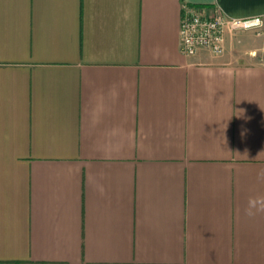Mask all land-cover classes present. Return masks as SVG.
<instances>
[{
    "label": "crops",
    "instance_id": "obj_1",
    "mask_svg": "<svg viewBox=\"0 0 264 264\" xmlns=\"http://www.w3.org/2000/svg\"><path fill=\"white\" fill-rule=\"evenodd\" d=\"M184 4L0 0V264H264V33L182 53ZM264 31V28H263Z\"/></svg>",
    "mask_w": 264,
    "mask_h": 264
},
{
    "label": "built area",
    "instance_id": "obj_2",
    "mask_svg": "<svg viewBox=\"0 0 264 264\" xmlns=\"http://www.w3.org/2000/svg\"><path fill=\"white\" fill-rule=\"evenodd\" d=\"M264 19L231 18L219 5L204 8L184 4L180 22V47L183 54L195 56L201 50L221 55L225 50V41L229 33L254 30L263 34Z\"/></svg>",
    "mask_w": 264,
    "mask_h": 264
},
{
    "label": "clouds",
    "instance_id": "obj_3",
    "mask_svg": "<svg viewBox=\"0 0 264 264\" xmlns=\"http://www.w3.org/2000/svg\"><path fill=\"white\" fill-rule=\"evenodd\" d=\"M258 180H264V169L257 173ZM264 214V194L249 196L243 208V215L248 219Z\"/></svg>",
    "mask_w": 264,
    "mask_h": 264
},
{
    "label": "rangeland",
    "instance_id": "obj_4",
    "mask_svg": "<svg viewBox=\"0 0 264 264\" xmlns=\"http://www.w3.org/2000/svg\"><path fill=\"white\" fill-rule=\"evenodd\" d=\"M247 31H251V32H253V33H255V34H257L254 30H247ZM264 33V32H263Z\"/></svg>",
    "mask_w": 264,
    "mask_h": 264
}]
</instances>
